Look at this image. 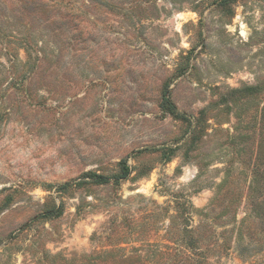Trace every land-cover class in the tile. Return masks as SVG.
<instances>
[{"label": "rangeland", "instance_id": "374dc122", "mask_svg": "<svg viewBox=\"0 0 264 264\" xmlns=\"http://www.w3.org/2000/svg\"><path fill=\"white\" fill-rule=\"evenodd\" d=\"M195 261L264 264V0H0V264Z\"/></svg>", "mask_w": 264, "mask_h": 264}, {"label": "trees", "instance_id": "16d2710c", "mask_svg": "<svg viewBox=\"0 0 264 264\" xmlns=\"http://www.w3.org/2000/svg\"><path fill=\"white\" fill-rule=\"evenodd\" d=\"M164 104L165 106L167 107V109H169V111H171V113H175V108L174 106L170 103L169 99L168 98H165L164 99ZM196 130H198V128L195 126L194 129H192V133H194ZM179 148L178 147H175V149H171V153H174L176 150H178ZM172 155V154H170ZM169 155V157H170ZM169 157L166 159L169 160ZM128 174V170L127 168H124V175ZM91 175V179L93 180L94 183L96 184H106L109 182V179L106 178L105 176H101V175H96V174H90ZM228 180V177L226 179L223 180L222 184L219 186L218 189H220V187H224L226 186V182ZM68 184L64 185V186H61V188L67 186ZM219 190L217 192H215L214 196L216 197L219 193ZM229 193V192H228ZM227 192H225V194H223L224 196V200H226L228 202V199H229V194ZM222 196V194H221ZM214 197L212 198L211 200V206H213V202H214ZM190 245L192 246V249H195L197 248V244H196V241H191L190 242ZM199 262L198 261H195L194 264H198Z\"/></svg>", "mask_w": 264, "mask_h": 264}]
</instances>
